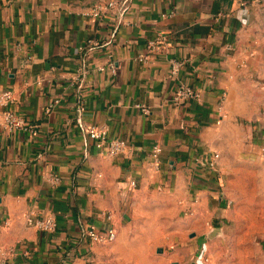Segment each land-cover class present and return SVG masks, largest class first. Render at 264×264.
I'll return each mask as SVG.
<instances>
[{
    "label": "crops",
    "instance_id": "crops-1",
    "mask_svg": "<svg viewBox=\"0 0 264 264\" xmlns=\"http://www.w3.org/2000/svg\"><path fill=\"white\" fill-rule=\"evenodd\" d=\"M107 1L0 0V89L12 90V109L34 125L0 129V245L14 247L8 264H205L198 257L205 251L207 264H252L250 252L232 259L220 244L229 240L225 231L233 236L259 221L260 195L247 205L238 181L247 165L264 177V120L238 119L260 116L264 0H112L101 15L88 14ZM89 38L98 45L82 54ZM109 61L114 73L98 69ZM180 83L201 98L173 102ZM91 124L125 139L124 151L100 152L84 131ZM207 152L219 153L213 169L195 162ZM30 210L53 215L55 230L27 225ZM90 224H112L115 238L91 241ZM252 245L264 264V242Z\"/></svg>",
    "mask_w": 264,
    "mask_h": 264
},
{
    "label": "built area",
    "instance_id": "built-area-1",
    "mask_svg": "<svg viewBox=\"0 0 264 264\" xmlns=\"http://www.w3.org/2000/svg\"><path fill=\"white\" fill-rule=\"evenodd\" d=\"M115 4L114 1H107L105 3H96L88 12L91 16H99L102 12L106 11L108 8L113 7ZM125 10V6L120 9L122 13ZM173 12L170 11L167 15H172ZM165 15V14H164ZM98 45V41L94 38L87 39L84 43L78 46V49L82 54L86 52L88 49L95 47ZM154 46V42L150 41L147 45L148 48H152ZM138 60H147L148 54H139L137 56ZM179 62L173 60L171 63V74H176L179 69ZM81 66H84V60L82 59ZM108 68V70L112 73L115 72V66L113 61H109L107 65H99L98 69L104 70ZM201 92L197 88L189 85L180 83L176 86L175 90L172 93L171 100L175 103H180L186 100L191 99H200ZM14 102V96L12 90L8 88L0 89V129H5L8 131H23V130H32L33 124L28 123L24 120L22 116H20L15 110L12 109L11 105ZM57 100L50 101L46 108L45 113L48 114L51 112ZM137 107H139L143 113L148 114L149 108L142 104L137 103ZM85 133L88 137L95 140V146L100 152H105L109 155H115L124 151L127 146V142L123 138L119 137H109L107 133V128L104 126H99L95 124L88 125L84 128ZM264 149V148H263ZM161 152V146L159 144H154L151 149V155L153 159L157 162L158 155ZM219 157L218 152L204 153L195 157V162L203 167H208L213 169L216 167L217 160ZM55 181H58V176L53 177ZM136 184L135 180H130V187H134ZM186 212L191 213L190 210ZM107 217L111 219L112 214L108 212ZM25 221L27 225L33 226L38 230L45 232H52L56 228V219L53 215L48 216H37L34 211L30 210L25 215ZM8 220L6 218L3 219L2 225H6ZM206 225L209 228L213 227L214 224L212 221H206ZM85 236H87L91 241L97 242H106L111 241L116 236V230L112 224L106 225L102 229L96 228L94 225H89L88 228L84 230ZM198 254V257L206 262L208 257L205 255ZM14 256V247L13 245H0V264H8V262Z\"/></svg>",
    "mask_w": 264,
    "mask_h": 264
},
{
    "label": "rangeland",
    "instance_id": "rangeland-1",
    "mask_svg": "<svg viewBox=\"0 0 264 264\" xmlns=\"http://www.w3.org/2000/svg\"><path fill=\"white\" fill-rule=\"evenodd\" d=\"M264 80V78L260 79ZM264 83V82H263ZM263 83L256 84L257 89H259L258 93V111L260 113V116L257 117V119L248 120L245 118L238 119V121L242 120V124H247L249 122L257 121V120H264V87ZM247 121V123H246ZM258 122V121H257ZM251 137L247 138V141H249ZM239 182V188L238 191L240 193V196L242 199L247 200L248 204H250V201H254L255 193L258 192V201L260 203L259 207V214H258V222H255V227L252 225L250 228V224L242 227H238V229H233L237 233H235L233 236L230 234L231 231H225L226 235L225 238L229 239L224 241L220 244L221 249L223 250V255L228 252L230 258L234 259L237 258V253L240 249H244L248 252H250L251 255V263L252 264H258L257 256L258 254L254 250V245H252L253 241L255 242H264V177H258L253 173V169L250 165H247L244 169L243 174L240 176ZM257 198V197H256ZM261 201V202H260ZM251 216L253 213L250 214ZM256 215V214H255ZM233 227V226H232ZM230 227V228H232ZM214 229V228H213ZM242 234L243 237H248L249 242H247L248 245H240L235 241L234 239L238 237L237 235ZM252 240V243H251ZM205 248V247H204ZM205 256H207L209 259L205 262L207 264L210 260L209 254L207 251L204 252ZM220 255V254H219ZM222 255V256H223Z\"/></svg>",
    "mask_w": 264,
    "mask_h": 264
},
{
    "label": "water",
    "instance_id": "water-1",
    "mask_svg": "<svg viewBox=\"0 0 264 264\" xmlns=\"http://www.w3.org/2000/svg\"><path fill=\"white\" fill-rule=\"evenodd\" d=\"M219 230V228H214L212 229V231L210 232L209 236H213L217 233V231Z\"/></svg>",
    "mask_w": 264,
    "mask_h": 264
}]
</instances>
